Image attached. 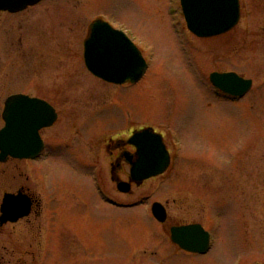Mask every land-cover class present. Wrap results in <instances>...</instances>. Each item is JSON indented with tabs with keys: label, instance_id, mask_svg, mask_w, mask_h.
Listing matches in <instances>:
<instances>
[{
	"label": "rangeland",
	"instance_id": "obj_1",
	"mask_svg": "<svg viewBox=\"0 0 264 264\" xmlns=\"http://www.w3.org/2000/svg\"><path fill=\"white\" fill-rule=\"evenodd\" d=\"M241 5L240 24L213 39L188 30L181 0H46L0 14V131L13 95L42 98L59 115L43 133L50 156L0 163V199L28 185L53 206L31 226L6 227L0 264H157L173 247L152 218L154 202L172 223L211 234V253L189 264H264V0ZM98 20L142 52L149 71L138 85L87 70L84 43ZM213 73H236L253 89L240 101L217 97ZM144 129L165 137L172 164L123 196L110 181L109 150ZM99 180L133 209L102 203Z\"/></svg>",
	"mask_w": 264,
	"mask_h": 264
},
{
	"label": "water",
	"instance_id": "obj_2",
	"mask_svg": "<svg viewBox=\"0 0 264 264\" xmlns=\"http://www.w3.org/2000/svg\"><path fill=\"white\" fill-rule=\"evenodd\" d=\"M42 1L0 0V13L21 12ZM181 3L188 29L201 39L223 36L234 30L241 20L240 0H181ZM85 62L93 75L115 85L137 84L148 70L134 43L123 32L101 20L91 26L90 37L85 43ZM211 81L217 89L236 98L245 97L253 87V81L235 73H215ZM3 119L6 127L0 132V161L6 162L10 157L37 158L44 148L40 131L53 126L58 115L44 101L14 96L6 103ZM130 143L138 149V161L132 169L133 181L143 182L167 171L170 156L161 136L145 130L136 134ZM120 189L130 192L127 184H122ZM153 212L159 220L165 219L161 205L156 204ZM173 234L174 241L188 251L205 254L209 250L210 235L200 226L175 229Z\"/></svg>",
	"mask_w": 264,
	"mask_h": 264
},
{
	"label": "flooded vegetation",
	"instance_id": "obj_3",
	"mask_svg": "<svg viewBox=\"0 0 264 264\" xmlns=\"http://www.w3.org/2000/svg\"><path fill=\"white\" fill-rule=\"evenodd\" d=\"M3 14L10 15V16L19 15V14L13 15V14H8V13H3ZM58 122H59V119H57L56 124H58ZM56 124L52 128H54L56 126ZM52 128H50V129H52ZM50 129L44 130L41 133L42 137H43V133L45 131L50 130ZM132 135H130V137L126 141H123V140L120 142L117 141L115 143V150H111V149L109 150L110 151V159L109 160L111 162L109 164L110 181L112 182V185H116V189L118 192H119L118 183L123 181V179L120 178V175L122 173L126 172V174H128V178L125 182H129L131 179L130 172H129V171H131V164L135 163L137 160L136 148L128 143V140L131 138ZM44 142H45V140H44ZM49 149H50V147L45 142V150L42 153L41 157H39L37 160H28L26 162L27 163H35V162L42 160L43 158H46L50 154ZM52 153L53 152L51 150V154ZM115 155H116V158L114 157ZM11 162L13 164H16V163H19L21 161L12 159V160H9V162L6 164H9ZM14 162H16V163H14ZM100 177L102 178V176H100ZM27 181L29 182V179ZM148 182L149 181H146L144 183H148ZM62 186H64V185H62ZM132 187L134 189L135 187H138V186L133 184ZM94 188H95L96 194L98 195V198L105 205H108L110 207L119 208L122 210L133 209L132 206H130V205H124L122 203H119V202L113 200L111 195H109V193L106 189V186L103 184L102 180H99V185L96 184V186ZM48 190L51 191V189H48ZM59 192L60 191H57V194ZM53 193L55 194V190H53L52 194ZM9 194L13 195L14 198L11 199V202L8 205V209H6V211L3 212V208H4V204H5L4 199H5V196L9 195ZM119 194H121L123 196H129V195H124L120 192H119ZM48 199L50 200V197H48ZM156 203H158V202H154L153 205ZM50 205H51V202H49L48 205H47V203L44 205L43 200L38 199L37 196L35 195L33 187L28 186V185L27 186H24V185L19 186L15 191H12V192H7V191L4 192L3 197L0 199V236H2V234L5 232L6 227H8V226H18L24 222H28L29 223L28 225L31 226L32 221H33L35 216H38V218H39L42 215V213H44L46 208H48L49 211L53 209V206L52 205L50 206ZM153 205H152V207H153ZM163 206L167 210V219L164 223L156 220L155 217H153L152 212H151V215H152V218L156 224L164 227V230L166 231V233L168 235L169 243L173 247V250L167 251L168 254H165L167 256L163 255L161 257H158L157 264H172L174 258H177V260H178L176 264H189L188 262H189V259L191 257L208 256L210 254V251L206 255L194 254V253L188 252L187 250L181 248V246H179V245L175 244V242H173L172 230L174 228L184 227L187 225H177V224L172 223L168 207L166 205H163ZM21 215H24V216L21 217ZM18 218H19V220H14V219H18ZM63 223H64V220H63Z\"/></svg>",
	"mask_w": 264,
	"mask_h": 264
}]
</instances>
